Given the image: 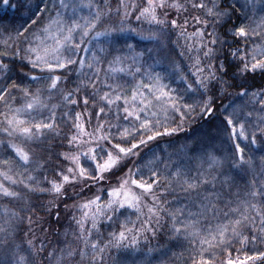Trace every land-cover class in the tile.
Wrapping results in <instances>:
<instances>
[{"label":"snow or ice","instance_id":"6c2138e0","mask_svg":"<svg viewBox=\"0 0 264 264\" xmlns=\"http://www.w3.org/2000/svg\"><path fill=\"white\" fill-rule=\"evenodd\" d=\"M2 2L5 6H11L9 0ZM41 3H44V0H41ZM237 4L242 9L245 7L240 4V0H185L184 3L181 0H171V2L146 0L141 6L125 4L121 0V7L124 9V20L120 22L121 25L125 20L131 19L129 14L131 9L133 12H138L135 16L137 21L143 18L150 24L158 26V30L150 32L148 36H143L142 33L137 35L162 43L168 34V29L171 28L177 30L178 37L185 39V48L190 53L189 58L194 69L189 75L193 79L192 83H187L188 75H182L180 78L186 82V90L199 94L200 99L196 103H182L183 97L164 83L160 73L153 72L150 68L147 72H142L140 67H136L134 71L131 67L127 69L113 67L123 64L120 56L114 55L111 61H102L101 57L93 53V62L87 65L79 59V52L86 51L83 45L91 44L93 41L99 42L100 37L108 38L107 43L110 46L107 49L101 48V52L117 51L116 46L119 44L134 50V45L121 41L119 33L135 32L136 29L105 26V15L110 16L112 11L106 3L103 12L101 6L96 5V11L90 12V18H83V23L73 18L65 20L60 10L56 11L55 16L49 15L47 24L40 29L41 35L33 33L37 41L35 46L25 37L27 47L13 52V56L19 61L15 65V70L21 77H27L33 82L47 81L44 91L49 93L48 99H51L52 92H57L66 102L65 108L68 105L72 106L69 110L71 115L65 111L59 117L62 121H70L68 132H61L57 124L55 109L59 105H52L49 108L41 99V89L38 88L33 92L28 87L21 88L20 84L14 82L7 75L13 69L4 62V57H7L8 53L0 52V74H2L0 81L3 82L0 86V101H5V96L11 95L10 89L19 91L23 95L21 107L11 110L10 116L8 113L4 114L7 127L3 131L9 137L16 136L21 140L22 145H27V148L13 143L11 139L6 142L0 141V144L12 151L20 167L28 173L26 184L23 180L14 178L9 174L12 171L10 159L5 156L0 164L7 170H0V176L9 183L6 186L4 181H0V196L20 201L24 199L22 191L35 194L37 197L51 195L52 199L40 207L46 216L54 217L55 221L59 222L61 211L70 207L61 199L71 198L68 195L70 188L74 190L79 186L91 190L93 184H99L108 176L116 178L117 186L111 187L106 193L107 202H102L101 196L95 195L83 203L71 205L85 210L79 220L73 217L85 247H89L92 235L91 230L85 235L86 221L90 219L91 229L96 231L101 219L109 224L115 219L118 223L119 230L110 233L111 239L103 247L98 241L90 244L92 252L95 253L91 256L90 264L92 262L104 264V251L110 247L127 246L124 242L129 239V234L132 245L138 243L135 233L150 232L155 236L157 231L153 224L159 227L164 216L171 221L172 236H183L190 244L197 245L189 252L190 264H213L211 250L220 246H224L227 250L232 239L242 238L244 242L264 243V184H259L257 187L259 182L252 181L245 198L241 199L237 195L236 200H231L229 197L233 185L232 178L221 172L220 176L223 177L221 189H216L218 176L211 170L224 168L226 162L232 170H244L253 164L250 159L245 158L244 148L235 140V153L232 159L226 161L218 156L209 155L208 168L203 172L197 171L196 176L189 175L179 165L175 166L174 172H169L165 166V174L162 178L160 172L153 170L149 177L150 182H146L142 177L136 178L141 175L140 169H136L134 173L133 168L128 167L133 162V158L139 155L142 146L156 140L157 137L171 136L183 130L184 123L194 112L202 118L213 115L219 111V108H223L222 120L229 138L242 137L246 141L250 140L252 144L256 143V133L246 134L244 124L235 118L234 112H229L228 107L223 103L216 105L217 99L233 95L230 90H237L235 95L238 97L248 95L257 97L262 104L261 111H264V86L254 90L248 83L250 77L254 79L257 74L264 76V17L254 26L242 22L234 23L233 17L238 16ZM68 6L65 0H58V4H52L54 9H66ZM86 7L91 9L93 5L89 3ZM44 8H48L47 3H44ZM189 9L199 10L203 15V18L191 17L195 24L199 25L193 33L187 31L188 19L181 22L177 19H168L169 10H175L179 16L181 13H187ZM40 10V4H37L35 11L40 12ZM120 11L121 8L117 7L116 14L119 15ZM158 11L163 18H160ZM33 23L36 21L33 20ZM209 28L211 31L208 30ZM77 33L79 36L76 35ZM21 35H23L21 32H17V37ZM190 39L192 43L188 42ZM143 55V52H137L129 59L136 63ZM104 62L108 64L107 71L103 68ZM85 67L91 71L90 76L84 72ZM57 71L61 74L57 75ZM35 72H39L40 75L33 74ZM125 72L133 79L137 74L146 76L149 83L146 84L141 79L127 91L115 80L113 83H108L109 79H113L114 73ZM69 73L77 77V80H72L75 87L63 91L59 86L71 79ZM83 76H87V79H79ZM81 106L84 108L83 112L75 110ZM5 107H9L6 101ZM156 107L165 116L169 111L174 114L172 122L175 123V127L165 126L160 122L157 112L152 111ZM41 109H48L49 115L39 122H36L34 117L31 118V122L23 118L31 117L32 112L40 113ZM109 118L114 119L116 123H111ZM93 120L95 123L92 129L88 130L86 124ZM258 131L261 144H264V128H259ZM49 139H55L59 146L68 148V151L52 153V148L47 143ZM184 147L187 150V145ZM192 150L195 151V147ZM53 155L57 160H62L70 166L65 168L59 163H54ZM82 159L88 161L89 166H85ZM46 169L55 172L57 179L48 180L45 176ZM173 185L179 187L186 195L199 199L198 205L195 201L192 202L197 211L188 212L185 220L179 219L185 216L184 209L178 208L175 211L165 209L161 196L156 194L157 190L167 192L168 189H173ZM205 186H209L211 191L207 195H202V189L207 191ZM17 187H21V191L15 190ZM225 193H228V196ZM257 198L259 205L251 202ZM222 200L233 218H230L226 224H216L211 228L202 226V220L207 221L209 216L216 218L219 211L217 204ZM27 210L32 211L30 207ZM20 211L24 212L25 209L22 207ZM130 211L137 216V222L131 220ZM227 215L228 213H225V216ZM121 217H124L123 222L120 221ZM25 220L28 233L34 239L37 230L46 231L44 225L48 222L42 217L36 216L34 219L31 215L21 216L17 212H11L9 218L5 220L6 226L0 227V248L5 250V256L0 258V264H13L12 257L21 249L16 239L17 230L20 229L22 232V226L17 222ZM244 232L248 235H243ZM23 251L27 256H16L14 264H21L22 261L23 264H40L39 257L45 253L44 242L40 241L37 246L30 239L27 241V248ZM72 254L70 251L69 255ZM259 256L264 257V252H260ZM246 260H254V257L248 256ZM245 261L239 258L228 259L227 264H245Z\"/></svg>","mask_w":264,"mask_h":264},{"label":"trees","instance_id":"16d2710c","mask_svg":"<svg viewBox=\"0 0 264 264\" xmlns=\"http://www.w3.org/2000/svg\"><path fill=\"white\" fill-rule=\"evenodd\" d=\"M11 7L6 10H2L3 2L0 0V52H7L8 56L4 57V62L8 63L13 69L7 75L12 78V80L20 84L21 88L28 87L31 91L35 92L38 88L41 89V99L45 104L49 106L59 105L55 109L57 114V124L61 132L69 131L70 121H62L59 119L65 111L69 112L72 106L68 105L65 108V101L60 97L57 92L51 93V99H48L49 93L44 91L47 81L33 82L27 77H21V75L15 70V65L19 63L18 58L13 56V52L17 49H23L27 47L25 42V37L29 41L33 42V46L37 41H35L33 33L36 35H41L40 29L47 24L49 15H53L51 11V4L53 0H44V3L48 4V8H44V3L41 0H9ZM93 7L96 11V5L101 6L102 12L104 11V4L106 3L111 7V15H105V26L117 27L123 26L124 28H134L135 32L124 31L126 35L119 37L121 41H126L128 44L134 45V50H130L123 44L116 46L118 49L114 52H101V48H109L107 43L108 38H99V42L94 41L92 43L91 49L87 51L79 52V59L83 60L85 65L92 63L93 53L96 56L101 57L102 61H111L113 56H120L123 60L125 68L131 67L133 71L136 67H140L142 72H147L149 68L156 73H160L164 78V83L168 84L170 88L176 90V94L183 97L182 103H196L199 101L200 96L198 93H192L190 90H186V82L180 77L182 75H188L189 79L187 83H192V77L189 75L192 68V60L189 58L190 53L185 48V39L183 37H178L177 30L168 29V34L163 39L162 43H157L155 40H146L142 38L141 35L137 33H142L143 36H148L150 32H156L158 26L155 24H150L147 20L143 18L140 21L135 19L138 12H133L129 9V14L131 19L125 20L123 25L121 21L124 20V9L121 7V0H94ZM171 2V0H169ZM182 3L185 0H181ZM125 4H136L138 6L144 5L146 0H123ZM40 4V12H36V5ZM240 4L245 5L242 9L240 5L237 4L238 16L233 17V22H242L245 24H251L254 26L255 23H259L261 18L264 17V0H240ZM120 7V14H116V8ZM241 13L245 15H240ZM160 18L163 16L158 11ZM192 16H201L203 18L202 12L199 10L189 9L187 13H181L177 16L175 10H169L168 19H177L178 22L184 19L189 20V24L186 26L189 33H193L199 25L191 19ZM33 20L36 23H33ZM27 29V31H25ZM211 31V28L208 29ZM259 31V29H258ZM17 32H21L23 35L17 37ZM192 43L190 39L188 41ZM259 42V41H258ZM85 49V45H83ZM150 49V52H149ZM153 50V51H152ZM158 51V52H157ZM137 52H143V58H138L136 63H133L129 57H134ZM155 57H158V61L161 63L156 64ZM15 62V63H14ZM118 65H113V67ZM103 68L105 71L108 69V64L103 63ZM27 71V70H25ZM84 72L87 76L91 75V71L85 67ZM35 75H40L39 72L33 73ZM47 73H45L46 75ZM60 75V71L56 72ZM2 75V74H0ZM71 79L67 83H62L59 87L63 91L71 90L75 87L72 80H77V77L73 73L68 74ZM103 76V73H101ZM87 76L79 77V79L86 80ZM123 77V78H121ZM143 79L144 83H149L146 76L137 74L135 79L125 73H114L113 79H109L108 83L115 82L124 86L125 91L132 87L136 82ZM248 83L253 86L254 90L260 89L264 86V76L257 74L255 78H249ZM3 82L0 81V86ZM233 95L228 97H222L216 100V105L219 106L221 103L225 107H228L229 112L235 113V118L243 123L245 126L246 134L255 132L257 135V140L255 144H252L250 140H242V137L229 138L228 133L225 131V125L222 120V114H224V109L219 108V111L210 116L200 117L196 112L192 113L188 117L187 122L183 125V130L176 132L171 136H160L156 140L150 141L147 145L142 146L139 149V155L133 158V162L128 165V167L133 168V172L136 169H140V176L136 178H143L144 181L150 182L149 177L153 170L161 173V178L163 177L164 168L167 166L169 172L175 171V166L179 165L191 176H196L197 171L203 172L208 168L207 158L209 155H215L222 159H232L235 153V143L238 142L240 147L244 148V154L246 159H250L253 164L244 170H232L230 166L225 163L224 168L214 171L218 176V181L216 184V189H221V182L223 177L220 173L223 172L230 176L233 181L231 188V200H236L237 195L241 199L246 197L250 182L256 181L259 184H264V144H261L259 128H264V111H261L262 104L257 97L251 95L238 97L235 95L237 90H230ZM11 95L5 96V101L9 107H5V101H0V141L12 140L13 143L22 145L20 139L16 136L9 137L4 133L3 129L7 127L5 122L4 114L8 113L11 115V110L21 107L23 103V95L19 91H13L10 89ZM76 111L83 112L84 108L78 107ZM91 111V109H89ZM107 111V109H106ZM152 111L157 112V118L165 126L175 127L173 123L174 114L169 111L167 116L158 108H153ZM42 113V115L40 114ZM40 113L32 112L31 117L24 116L23 118L28 119L31 122V118L34 117L36 122H39L44 117L49 115L48 109H41ZM251 113V115H248ZM151 118V117H150ZM110 119L111 123H116L114 119ZM178 120V117H176ZM93 122L86 124L88 130L92 129ZM46 135H50L46 133ZM86 139V138H85ZM119 142V141H115ZM48 145L52 148V153L66 152L68 148L61 147L57 144L55 139H49ZM187 145V150L185 149ZM195 147V151L192 149ZM85 150L87 148L85 147ZM8 156L10 159V165L12 171L9 173L13 175L17 180H23L26 184L28 183L27 176L28 173L24 172L23 168L16 161V158L9 148H6L3 144H0V161ZM52 159L54 163L61 164L62 167H68L70 165L65 164L62 160H57L53 155ZM163 161V162H161ZM82 163L85 166H89V162L82 159ZM0 170H7L2 164H0ZM23 173V175H21ZM36 175V173H32ZM45 176L48 180H56V173L50 169L45 170ZM38 179H42L38 177ZM0 181H4L3 176H0ZM6 186L9 182L4 181ZM117 186V180L114 177L108 176L104 181L99 184H93L91 190L82 187H76L74 190L69 189L68 195L70 199H65V202L70 205L67 210H62L60 213L59 222L55 221L54 217L46 216L44 211L41 209V205H45L49 200L52 199L51 195L37 197L35 194L22 191L23 200L16 201L13 199H5L0 196V227H4L5 220L9 218L11 212H17L21 216L31 215L35 219L36 216L42 217L48 223H45V232H40L37 230L35 232V239L28 233L27 221L17 222L21 223L22 232L20 229L17 230L16 243L21 245V249L17 250L16 256H27V253L23 249L27 248V241L32 240L33 244L39 246V242H44L45 253L39 257L40 264H90L91 256L95 255L92 252L90 244L93 242H99L100 246L103 247L109 239H111L110 233L113 231H118V223L114 221L109 224L104 219H101L98 225V231L91 229V220L89 219L85 223V235L88 230H91L92 235L89 240V247H85L84 241L80 238V231L75 220H79L83 215L84 209L77 207H71L73 204L83 203L95 195H100L102 202H107L108 196L107 191L111 187ZM207 191L201 190L202 195H207L211 188L205 186ZM227 187V186H225ZM174 189V191H173ZM173 189H168L167 192H161L157 190L156 194L161 196L163 201V207L168 210L175 211L176 209H184L185 216H181L180 220H185L187 218L188 212H195L197 208L193 206V201L198 205L199 199L195 196H188L180 190L179 187L173 185ZM15 190L21 191V187H17ZM228 196V193H225ZM251 199V198H249ZM253 204L259 205V198L251 200ZM151 201L149 200V204ZM187 206V207H185ZM25 211L21 212V208ZM32 211H28V208ZM217 207L219 211L217 212L216 218L208 217L207 221H201L202 226H207L211 228L216 224H226L228 220L232 217L229 212V208L226 206L225 202L222 200L218 202ZM225 213H228L225 216ZM255 215V213H252ZM131 220L135 223L137 222V216L131 211L129 212ZM75 217V220L73 219ZM143 219V217H141ZM124 217L120 218L123 222ZM179 226V225H177ZM156 227L157 234L153 236L150 232L147 233H135L138 243L135 245L131 244V234H129V239L124 242V245L119 248H108L104 251V264H190L189 262V252L197 247V245L190 244L189 240L183 236H172L170 233L171 221L167 216L161 220L160 226ZM243 235H248L244 232ZM72 255H69V252ZM213 253V264H227L228 259H233L245 261L248 256L254 257V260H246L245 264H264V257H260L259 253L264 252V243L260 241L256 242H244L242 238L232 239L230 246L225 250L224 246L216 247L211 250ZM229 252L231 253L229 255ZM5 250L0 248V258H4ZM16 256L12 257L13 264L15 262ZM99 257H97V260ZM23 264V261L21 262ZM96 264V262H92Z\"/></svg>","mask_w":264,"mask_h":264},{"label":"rangeland","instance_id":"374dc122","mask_svg":"<svg viewBox=\"0 0 264 264\" xmlns=\"http://www.w3.org/2000/svg\"><path fill=\"white\" fill-rule=\"evenodd\" d=\"M94 2H95L94 0H65V3L69 5L66 9H54V8H52V4L53 3H57L58 4V0H53V2L51 4V11L53 12L52 16H55L56 11L60 10L61 14H62V16H63V18L65 20H67L69 18H73V19H76L79 22L83 23V18H90V12H95V8L94 7L89 9L88 7H86V5L89 4V3H91L93 5ZM9 4L11 5L10 1H9ZM11 6H5L3 4L2 5V10H6V9H9V8H12ZM76 35L79 36V33H77ZM123 35L125 36L126 33L121 32L120 36H123ZM100 38H103V37H100ZM146 40H148V39H145V41ZM47 42L48 43H52V41H47ZM92 43L91 44H87V43L84 44L86 51L91 49ZM149 52H150V49H149ZM142 58H143V56H142ZM158 59H159L158 57H155L156 64L157 63H161V62L158 61ZM115 67H125V65L122 64V65H118V66H115ZM242 140H244V139L242 138Z\"/></svg>","mask_w":264,"mask_h":264}]
</instances>
